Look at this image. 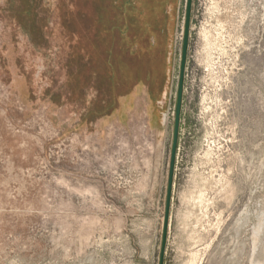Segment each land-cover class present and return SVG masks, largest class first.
Masks as SVG:
<instances>
[{
    "label": "rangeland",
    "instance_id": "rangeland-1",
    "mask_svg": "<svg viewBox=\"0 0 264 264\" xmlns=\"http://www.w3.org/2000/svg\"><path fill=\"white\" fill-rule=\"evenodd\" d=\"M84 1L0 0V264H264V0H192L163 253L187 0L117 74Z\"/></svg>",
    "mask_w": 264,
    "mask_h": 264
},
{
    "label": "trees",
    "instance_id": "trees-1",
    "mask_svg": "<svg viewBox=\"0 0 264 264\" xmlns=\"http://www.w3.org/2000/svg\"><path fill=\"white\" fill-rule=\"evenodd\" d=\"M86 1V0H85ZM169 0H87L90 11L81 18H89L90 25L83 29L74 46L77 58L88 61L93 58L98 43L108 47L104 52L109 74L117 69H127V60L149 56L150 43L157 37L153 12L163 13L170 6ZM155 4V6H154ZM167 15V11L165 12ZM161 34L168 29V22H158ZM119 67V68H118ZM165 71V66L163 67Z\"/></svg>",
    "mask_w": 264,
    "mask_h": 264
},
{
    "label": "water",
    "instance_id": "water-1",
    "mask_svg": "<svg viewBox=\"0 0 264 264\" xmlns=\"http://www.w3.org/2000/svg\"><path fill=\"white\" fill-rule=\"evenodd\" d=\"M191 12H192V0H187L185 28H184V41H183L181 68H180V81H179V87H178L176 118H175L174 136H173V145H172L170 170H169V180H168V190H167V209H166L165 226H164V233H163L162 253L164 252V248H165V244H166L167 223H168V217H169V209H170L171 194H172V187H173L174 168H175V159H176L177 146H178V136H179L182 101H183V90H184V73H185L187 54H188V46H189ZM162 263L163 262L161 260V264Z\"/></svg>",
    "mask_w": 264,
    "mask_h": 264
},
{
    "label": "flooded vegetation",
    "instance_id": "flooded-vegetation-1",
    "mask_svg": "<svg viewBox=\"0 0 264 264\" xmlns=\"http://www.w3.org/2000/svg\"><path fill=\"white\" fill-rule=\"evenodd\" d=\"M85 6V7H84ZM78 10L76 11L77 12V19L76 20H78L79 19V15L78 14H82V13H84V12H86V13H89V11H90V8H89V5H88V3H87V0L86 1H84V5H83V8H78V6L76 7ZM170 11V10H169ZM172 11V10H171ZM81 18V17H80ZM79 20H81V19H79ZM81 33V32H80ZM80 33H78L77 35L79 36V34ZM153 39L154 38H152L151 39V41H150V43L153 41ZM77 41H78V39H77ZM77 44V43H76ZM75 44V45H76ZM74 45V46H75ZM161 60V59H160ZM156 72L159 74H165V71L163 70V66H160V68H158V69H156ZM152 73V72H151ZM162 75V76H163ZM151 77H148V79H147V82H149L151 79H150ZM164 80V79H163ZM177 98H178V94H177ZM176 106H177V102H176ZM182 110V109H181ZM173 144V143H172Z\"/></svg>",
    "mask_w": 264,
    "mask_h": 264
},
{
    "label": "bare ground",
    "instance_id": "bare-ground-1",
    "mask_svg": "<svg viewBox=\"0 0 264 264\" xmlns=\"http://www.w3.org/2000/svg\"><path fill=\"white\" fill-rule=\"evenodd\" d=\"M213 32V31H212ZM207 34V33H206ZM207 38V37H206ZM209 38V37H208ZM215 39V38H214ZM215 41V40H214ZM207 42H209V41H207ZM209 44V43H208ZM199 201V200H198Z\"/></svg>",
    "mask_w": 264,
    "mask_h": 264
}]
</instances>
